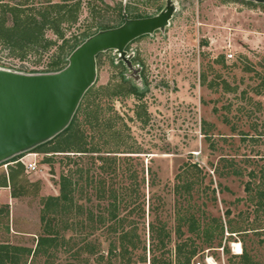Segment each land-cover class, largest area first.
<instances>
[{"label": "rangeland", "instance_id": "rangeland-1", "mask_svg": "<svg viewBox=\"0 0 264 264\" xmlns=\"http://www.w3.org/2000/svg\"><path fill=\"white\" fill-rule=\"evenodd\" d=\"M170 1L175 10L168 26L130 43L124 63L113 50L96 59V80L80 102L72 138L63 135L47 146L72 152H34L38 170L31 174L13 158L0 164V208L5 211L0 215V244L32 250L17 264H124L118 257L108 259L110 243H117V234L109 231L111 191L125 199L119 217L137 222L140 244L129 249L135 264H149L152 257V223L168 234L165 248L155 255L172 264L178 244L185 252L196 250L191 264H239L234 256L244 251L253 261L249 264H264V233H259L264 231V214H252L245 201L248 177L228 174L232 165L246 175L264 164V0ZM166 2L0 0L4 27L13 26L6 11H23L17 29L7 36L26 22L23 42L11 46L0 37V69L51 73L58 63H67L74 44L117 25L120 12L128 19L152 17ZM49 7L59 9L49 11L46 19ZM133 85L139 95L127 91ZM80 137L96 153L73 152ZM101 157L115 162H102ZM188 164L199 172L183 174ZM77 170L82 177L72 175L78 181L74 204L81 210L51 218L60 246L33 255L46 225L43 199L59 196L60 176ZM180 174L181 183L176 178ZM187 184H192L189 189ZM100 190L104 199H99ZM248 212L249 221H244ZM99 215L106 218L102 224ZM192 220L199 233L190 231ZM214 220L224 226L223 236ZM228 220L241 228L239 233H227ZM205 228L212 232L208 241L201 234ZM252 228L258 233L241 231ZM89 243L97 248L94 253ZM235 244H240V253ZM143 255L146 263H139Z\"/></svg>", "mask_w": 264, "mask_h": 264}, {"label": "water", "instance_id": "water-1", "mask_svg": "<svg viewBox=\"0 0 264 264\" xmlns=\"http://www.w3.org/2000/svg\"><path fill=\"white\" fill-rule=\"evenodd\" d=\"M167 0L156 16L128 19L95 33L76 47L57 72L0 69V164L53 139L65 130L96 80V57L113 50L125 61L134 40L164 30L174 13Z\"/></svg>", "mask_w": 264, "mask_h": 264}, {"label": "trees", "instance_id": "trees-1", "mask_svg": "<svg viewBox=\"0 0 264 264\" xmlns=\"http://www.w3.org/2000/svg\"><path fill=\"white\" fill-rule=\"evenodd\" d=\"M59 7H54V8H47L45 10V13L47 14L46 19H49L50 15H49V11L50 13L53 10H58ZM125 10V8H121L120 11ZM126 11V10H125ZM9 12L13 18V26L10 28L4 27V23H5V14L4 11L2 12L3 15L0 16V37L2 40H6L9 45L13 46L16 43H21L24 41L25 35H26V22L24 24H22V29L21 27L18 28V32L16 30L17 33L12 34L11 36H7V32L9 33L12 29H15L18 26V19H19V14H22L23 11H19V14L17 13L18 10H14L12 9L10 11H6ZM14 14V15H13ZM9 17V16H8ZM120 19L121 21H119V23L113 27H104V29H110V28H115L120 26L124 20H125V16L120 12ZM49 20L44 22V24H48ZM17 29V28H16ZM23 34L24 38L21 36ZM147 36V35H146ZM145 37V36H142ZM140 37V38H142ZM138 38V39H140ZM8 39V40H7ZM136 39V40H138ZM135 41V40H134ZM83 42V41H82ZM81 42V43H82ZM81 43L79 44H74L71 48V51L69 52L68 55H70V53L76 48L78 47ZM102 54V53H100ZM98 54L96 59L98 58V56L100 55ZM122 63H124V61H121ZM59 63L57 64V67L52 70L51 72H57L60 71L61 69H63L66 65H59ZM124 65V64H123ZM261 86V84H260ZM92 88V87H91ZM91 88H89V90L84 94V97H88L89 94H91ZM129 93L131 94H137L139 95V90L137 89L136 86H130L129 90H127ZM257 93H259L258 95H260V91L256 90ZM82 98V99H83ZM81 103L79 104V107L77 108V111L75 112V115L73 116V119L71 120L69 126L63 130L61 133H59L57 136H55L53 139L49 140L48 142L41 144L39 146H37L36 148H34L32 151V153L34 152H44V153H48V151H51L53 153H68V152H72V151H67V150H63L60 147L56 146V148H47V146L53 142L54 139L66 135L65 139L69 140L71 137V135H73L74 133V125H75V121H76V115L79 112V110H81ZM90 118V117H89ZM70 133V136H68ZM68 136V137H67ZM251 140H254L256 138H249ZM58 147V148H57ZM67 147L69 146H64L65 149H67ZM97 150L93 149V148H86V142H84L83 137H80V146H78V148H76L73 152L77 153V154H88V153H96ZM68 156V155H67ZM66 156V157H67ZM17 157V156H16ZM102 162H115V159H105L103 157L99 158ZM262 159H264V156H262ZM17 159L10 160V161H16ZM230 172L228 173L229 175H233V176H247L248 177V181L245 183L244 186V191L247 194V197L245 199L246 203H249L250 206L253 208L252 209V214H259L262 213L264 214V164H260L258 165L257 170H250L249 172H247V174H243L242 171L235 167V165H232L230 167ZM191 172H199L198 167L195 164H188L187 166H185V168L183 169V174H187V173H191ZM76 173L80 174V179L82 177V170H77L76 172H71L69 174V176L67 175H62L60 176V180H59V196L57 197H53V196H49L47 198L43 199V208H42V215L41 218L42 220H44V222L46 223L45 228L43 230V234L38 238L37 240V245L36 248L33 252V255H39V253H48L47 251H49L50 249H55L57 247H59V232L56 230V228L53 226H51V224L53 223L51 220L54 219V221L57 219L58 215H60L61 213L65 214V213H70L73 212V209L75 208L76 211H80L81 210V206L78 204H74V193L76 191V187L78 186V181L76 179H73L72 175H75ZM178 179V181H181V174L178 175L176 177ZM101 184V182H100ZM180 184H177V189L179 188ZM192 184H187L186 187L191 186ZM104 192L103 190H100V194H99V199H104ZM109 199L111 200V204H109L108 207V217L109 220L113 221L112 225L110 226V233L116 235L117 234V243H110V248L108 251V256H109V260H112V258L118 257L120 260H122L124 262V264H135L132 261V258L130 256V248L131 250L133 249H137L139 247L140 241H139V236H138V232H137V222L135 221H127L126 218L123 217H119V204H122L123 201L125 200L124 198H121L119 195H117L116 191H111L110 195H109ZM124 199V200H123ZM238 203L242 201V199H237L236 200ZM125 202V201H124ZM5 213V211L0 208V215H3ZM231 212L229 210L226 211V215L227 218H229ZM246 215L244 216L243 220L245 221H249V212L245 213ZM50 216V218H48ZM46 217L49 220H46ZM52 218V219H51ZM106 218H104L102 215L97 216V221L98 223L102 224L104 223ZM89 220H91V222L94 221V217L93 215L90 213V217ZM257 221V220H256ZM215 224L217 223L216 220H214ZM128 223V224H127ZM127 224L128 227H130L128 230H124L123 227L124 225ZM217 226V231L219 232L220 235L223 236L225 230H224V226L222 224H216ZM249 227H251V224H249ZM199 224L192 220V222L190 223V231L192 233L198 232L199 229ZM119 229V230H118ZM239 229L241 228H237L236 225L234 226L232 223V220H228L227 223V233L229 234H237L239 233ZM264 229V228H262ZM119 231V233H118ZM241 231L246 232V231H251L254 233H258L256 231H258L257 228H252L250 230H246V229H242ZM260 231V230H259ZM204 237L207 238V241L209 240L208 237L209 235L212 234L211 231H209L208 228H205L201 231ZM199 233V232H198ZM259 233H264V231L259 232ZM150 235H151V241H152V247L150 249V252L152 253V257L149 261V264H172V262L168 259L165 258H158L155 255V251L159 248H165V240L168 238V234L165 231V229L163 227L154 225L153 223L150 224ZM231 237V236H229ZM211 238V237H209ZM212 239V238H211ZM210 239V241H211ZM264 243V242H263ZM64 245V244H63ZM116 245H118L120 247V251L117 252L116 250ZM87 247L89 248V252L90 253H94L95 250L97 249L92 243H89L87 245ZM82 250V248L80 247V251ZM32 254V250L29 248H18V247H14L11 246L9 244H0V264H17L18 261H20V256L21 255H31ZM176 255L178 257V259L176 260V264H191V259L196 255V250H191L188 252H185L183 249V245L178 244L177 248H176ZM235 258L239 259V264H249L251 261L250 256L244 251L242 252L240 255H235ZM103 257H99V259H102ZM139 263H146V258L145 255H143L142 257H140L138 259Z\"/></svg>", "mask_w": 264, "mask_h": 264}, {"label": "built area", "instance_id": "built-area-1", "mask_svg": "<svg viewBox=\"0 0 264 264\" xmlns=\"http://www.w3.org/2000/svg\"><path fill=\"white\" fill-rule=\"evenodd\" d=\"M37 156L36 153H27L23 157L19 158L14 163H20L23 167L26 173H35L38 170V165L35 162L34 158ZM27 157H33L30 160H27ZM200 264V263H197Z\"/></svg>", "mask_w": 264, "mask_h": 264}, {"label": "bare ground", "instance_id": "bare-ground-1", "mask_svg": "<svg viewBox=\"0 0 264 264\" xmlns=\"http://www.w3.org/2000/svg\"><path fill=\"white\" fill-rule=\"evenodd\" d=\"M235 248H236V253H240L241 251V246L240 244H235ZM211 260V259H210ZM211 263V262H210Z\"/></svg>", "mask_w": 264, "mask_h": 264}]
</instances>
